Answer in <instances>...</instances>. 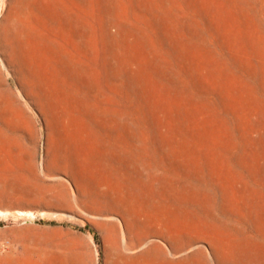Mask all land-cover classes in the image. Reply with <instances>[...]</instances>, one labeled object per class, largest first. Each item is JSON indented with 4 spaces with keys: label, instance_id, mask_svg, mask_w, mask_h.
Masks as SVG:
<instances>
[{
    "label": "rangeland",
    "instance_id": "374dc122",
    "mask_svg": "<svg viewBox=\"0 0 264 264\" xmlns=\"http://www.w3.org/2000/svg\"><path fill=\"white\" fill-rule=\"evenodd\" d=\"M0 264H264V0H0Z\"/></svg>",
    "mask_w": 264,
    "mask_h": 264
},
{
    "label": "trees",
    "instance_id": "16d2710c",
    "mask_svg": "<svg viewBox=\"0 0 264 264\" xmlns=\"http://www.w3.org/2000/svg\"><path fill=\"white\" fill-rule=\"evenodd\" d=\"M49 224H55V223L54 222H49ZM63 225L72 226V225H70L68 223H64ZM74 228H78L80 230H88V231H90L93 234L94 238L97 240V235H96L94 229L89 224L85 225L83 228H80V227H74Z\"/></svg>",
    "mask_w": 264,
    "mask_h": 264
}]
</instances>
